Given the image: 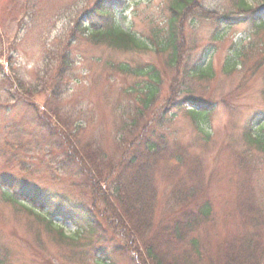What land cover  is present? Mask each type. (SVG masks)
Listing matches in <instances>:
<instances>
[{
  "label": "rangeland",
  "instance_id": "374dc122",
  "mask_svg": "<svg viewBox=\"0 0 264 264\" xmlns=\"http://www.w3.org/2000/svg\"><path fill=\"white\" fill-rule=\"evenodd\" d=\"M245 1L247 11L238 7L241 0H195L183 14L180 57L171 64L169 56L153 46L112 48L76 27L103 25L110 13L124 30L151 36L166 28L172 0H0L4 264L103 260L96 254L100 241L93 239L90 250L96 255L90 252L94 256L87 259L83 246L61 240L36 218V213H47L31 203L20 204L23 189L49 197L52 212L53 205L65 214L73 205L90 202L82 193L83 182L62 168L59 150L45 137L50 111L59 116H53L56 123L67 115L69 124L68 115L75 114L69 133L73 143L94 142L114 160L136 135L167 149V155L155 162L159 212L163 214L180 194L196 195L197 211L201 203L212 209L194 234L197 248L179 247L184 256L198 252V260L190 257L194 262L225 264L216 257L223 240L244 236L252 238L249 247L257 251L253 264H264V150L247 139L264 134V0ZM119 64L143 70L152 65L162 78L156 102L140 115L127 110L135 98L128 89L142 80L115 70ZM203 70L207 75L199 77ZM54 89L62 92L60 98H54ZM193 99L209 110L204 126L191 118L189 110L197 107L189 102ZM54 223L61 224L69 238L76 235L74 222L58 216Z\"/></svg>",
  "mask_w": 264,
  "mask_h": 264
},
{
  "label": "trees",
  "instance_id": "16d2710c",
  "mask_svg": "<svg viewBox=\"0 0 264 264\" xmlns=\"http://www.w3.org/2000/svg\"><path fill=\"white\" fill-rule=\"evenodd\" d=\"M245 5V0H241L238 7L247 11ZM193 6L195 0H172L169 7L172 14L166 28L153 31L151 36H139L124 30L118 25L115 15L110 13L103 25L84 27L80 24L76 28L88 33L98 43H106L112 48L126 51L153 46L158 52L167 54L171 64H176L180 57L182 17ZM96 10L102 15L101 9ZM65 62L67 65L70 63L67 60ZM114 69L125 76L142 80L128 89L135 98L127 110L131 109L140 115L150 109L160 94L162 78L157 68L150 65L143 70L140 66L119 64ZM204 75H207L204 70L199 71V77ZM52 94L58 99L62 92L54 89ZM50 112L52 118L45 125V137L54 150H59L62 168L68 169L76 182L78 179L83 182L82 193L90 202L84 200L78 206L73 205V209L65 214L58 212V205H53L52 212L49 197L46 200L38 192L28 193L23 189L20 194L23 201L37 206L41 213H47L46 217L36 213V218L40 217L45 222L47 231L55 232L61 240L73 241V244L79 245L78 248L83 246V250L88 251L87 259L96 254L99 258L103 256V260L97 259V264H116L117 259L129 264H199V261L194 262L191 259L198 260V252L188 257L178 249L182 246L197 248L194 234L199 233L201 224L204 225L206 219L210 218L212 209L207 203H201L197 211L196 195L180 194L173 204L166 206L163 214L159 212V197L154 185L155 162L160 156L167 155V149L160 148L149 137L136 135L129 145H125V152H120L119 159L114 160L94 142L85 145L80 142L76 145L73 143L69 133L75 114L68 115L72 120L65 124L68 123L65 121L67 115L60 123H56L52 122L53 116H59L53 111ZM189 113L197 125L204 124L206 112L194 109L189 110ZM247 139L264 150V134L249 135ZM10 186L12 190L16 188L15 184ZM185 189L186 192L189 191V186ZM6 199L17 202L11 197ZM188 209L191 211L185 213ZM58 216L64 217L65 222H74L77 227L74 237L69 238L64 233V228L54 223ZM93 239L101 243L96 254L94 250H90L95 244ZM228 240L229 238L223 240L225 243L222 253L218 248V260L225 264H253L257 260L253 257L256 249L249 247L253 243L252 238L243 236ZM202 256L201 252V258ZM208 262L211 260L208 259ZM0 264H4L1 258Z\"/></svg>",
  "mask_w": 264,
  "mask_h": 264
}]
</instances>
